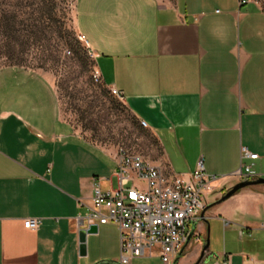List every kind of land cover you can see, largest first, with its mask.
Instances as JSON below:
<instances>
[{
    "label": "crops",
    "instance_id": "obj_1",
    "mask_svg": "<svg viewBox=\"0 0 264 264\" xmlns=\"http://www.w3.org/2000/svg\"><path fill=\"white\" fill-rule=\"evenodd\" d=\"M75 28L101 80L157 136L164 172L186 180L202 160L215 177L205 205L244 180L235 174L242 163L264 177V9L257 3L76 0ZM242 147L257 158H242ZM117 162L115 149L90 142L62 114L49 77L1 67L0 264H121L115 225L86 234L81 255L87 224L77 221L95 185L117 188ZM31 217L36 229L23 225ZM204 217L175 264H264V184L240 188ZM154 258L161 260L157 248L128 264H158Z\"/></svg>",
    "mask_w": 264,
    "mask_h": 264
},
{
    "label": "rangeland",
    "instance_id": "obj_2",
    "mask_svg": "<svg viewBox=\"0 0 264 264\" xmlns=\"http://www.w3.org/2000/svg\"><path fill=\"white\" fill-rule=\"evenodd\" d=\"M75 1L0 0V68L15 65L45 74L62 114L84 138L116 151L123 147L166 171L157 136L101 80L75 28ZM255 1L264 9V0Z\"/></svg>",
    "mask_w": 264,
    "mask_h": 264
},
{
    "label": "built area",
    "instance_id": "obj_3",
    "mask_svg": "<svg viewBox=\"0 0 264 264\" xmlns=\"http://www.w3.org/2000/svg\"><path fill=\"white\" fill-rule=\"evenodd\" d=\"M250 2L257 3L240 0L241 4ZM110 89L123 100L116 89ZM141 123L145 125L144 121ZM117 152V188L103 191L95 185L89 210L77 221L87 225H115L119 232L121 264H128L153 248L158 249L164 264H171L186 245L215 177L205 173L202 160L197 161L194 171L184 180L165 173L159 164L123 147ZM241 157L255 159L257 154L242 147ZM235 174L244 179L258 176L250 164L244 163ZM23 225L36 229L39 220L27 218ZM210 264H229V261L214 260Z\"/></svg>",
    "mask_w": 264,
    "mask_h": 264
},
{
    "label": "water",
    "instance_id": "obj_4",
    "mask_svg": "<svg viewBox=\"0 0 264 264\" xmlns=\"http://www.w3.org/2000/svg\"><path fill=\"white\" fill-rule=\"evenodd\" d=\"M257 184H264V177L262 176H257L256 178H251V179H244L242 181L237 182L236 184H234L232 187H230L228 190H226L219 198H217L216 200H214L213 202L205 205L203 207V209L200 212L199 218L198 220L192 225L191 228V232H190V236L194 233L195 229H196V225L198 223V221H207L206 218L204 217V212L209 209L211 206L222 202L223 200L227 199L228 197H230L231 195H233L237 190H239L240 188L246 187V186H250V185H257ZM82 224V222H81ZM97 224H89L86 227H83L80 229L79 231V242H80V254L84 255L85 254V236L86 234H91V233H95L97 231ZM209 230V227H208ZM208 245V239L206 240V244L203 247V250H205L207 248ZM182 250L178 253V255L176 256L175 260L173 261L172 264H175L176 261L179 259V257L181 256Z\"/></svg>",
    "mask_w": 264,
    "mask_h": 264
}]
</instances>
